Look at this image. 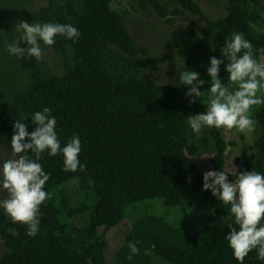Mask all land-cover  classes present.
<instances>
[{
	"label": "trees",
	"instance_id": "trees-1",
	"mask_svg": "<svg viewBox=\"0 0 264 264\" xmlns=\"http://www.w3.org/2000/svg\"><path fill=\"white\" fill-rule=\"evenodd\" d=\"M112 1L50 0L35 14L38 23L71 24L80 36L76 41L57 36L49 47L62 59V74L45 75L44 59H19L28 82L0 110V145L11 152L13 123L20 120L31 132V116L48 107L56 118L62 146L74 133L79 136V160L86 168L65 172L61 155L42 154L39 163L50 175L44 190L51 198L40 206V231L29 237L26 226L12 223L0 210V241L7 249L0 264H108L104 256L108 244L100 229L120 224L127 209L140 201L158 198L165 206H184L193 197L206 201L222 224L187 232L159 217H141L132 224L110 264H150L149 252L168 264H238L225 239L231 221L224 217L230 206L210 190H202L203 175L196 172L192 159L197 146L188 144V117L203 113L206 106L198 100L189 103V86L156 84L140 76L144 64L138 57L146 56L147 49L135 44L123 15L111 8ZM172 1L199 13L193 0ZM226 1L223 18L201 16V33L192 28L171 32L169 42L186 71L200 73L207 70L211 57L223 59L220 50L234 32L242 33L253 45L257 61L264 62V34L257 30L260 0ZM158 11L162 18L178 13ZM18 24L15 17L4 21L11 42L19 39L15 34ZM156 62L149 60L152 67ZM219 76L228 83L223 63ZM254 119L255 151L251 159L243 153L234 160L237 174L251 170L264 174V105ZM204 129L214 142L211 166L221 171L226 149L233 144L222 137V128ZM136 242L139 252L128 259L127 245ZM243 264H264V260L257 259L253 250Z\"/></svg>",
	"mask_w": 264,
	"mask_h": 264
},
{
	"label": "clouds",
	"instance_id": "clouds-1",
	"mask_svg": "<svg viewBox=\"0 0 264 264\" xmlns=\"http://www.w3.org/2000/svg\"><path fill=\"white\" fill-rule=\"evenodd\" d=\"M16 30L22 35L7 45L6 51L18 59L30 57L38 61L44 58L42 45L52 46L57 36L73 41L80 36L71 24L21 21ZM220 51L223 59L211 57L207 68L211 80L206 90V110L188 117V125L197 137L205 127L251 132L255 126L253 109L264 105V62L255 58L253 45L242 33L234 32L225 39ZM222 63L228 74L227 85L219 76ZM179 83L189 86L186 93L192 97L189 103L205 96L206 91L200 90L205 81L199 78L198 72L181 71ZM30 119L34 126L31 132L24 122L13 123L11 156L0 157V209L12 223L26 226V234L34 237L40 231V206L51 198L44 190L50 175L39 163L42 154L61 155L65 172H83L86 165L79 160L81 142L77 134L61 145L57 121L50 108L44 107ZM229 175L236 179L230 181ZM202 190H210L217 200L230 206L224 217L225 221H231L227 224L230 232L225 239L238 264H243L253 250L257 252V259L264 260V174L254 170L237 174L236 169L230 173L207 171L203 174ZM9 231L17 235L14 230ZM138 243L127 245L131 253L128 259L139 252Z\"/></svg>",
	"mask_w": 264,
	"mask_h": 264
},
{
	"label": "rangeland",
	"instance_id": "rangeland-1",
	"mask_svg": "<svg viewBox=\"0 0 264 264\" xmlns=\"http://www.w3.org/2000/svg\"><path fill=\"white\" fill-rule=\"evenodd\" d=\"M50 0H0V110L6 107L13 92L25 87L28 82L27 75L22 71L19 59L9 55L6 46L11 44L9 36L4 30V21L9 17H15L20 23H38L35 14L42 6H46ZM63 1V0H57ZM198 7L199 13L193 14L182 9L172 0H113L111 8L121 13L124 17V24L127 31L135 41L136 45L147 49L146 56H139L138 59L144 64L140 76L151 79L156 84L176 85L179 83L181 71H186L183 60L177 55L175 48L169 42L171 32L176 28H192L201 33L204 21L201 16L210 20L223 18L227 13V1L218 0H193ZM262 7L261 21L257 30L264 34V0H260ZM163 8L169 14L177 11L175 15H168L162 18L158 9ZM263 12V13H262ZM166 19H170L167 22ZM17 28V27H16ZM17 38L22 35L15 29ZM45 75H59L64 71L62 59L56 55L49 47L43 48ZM149 60L157 61L155 66H150ZM199 78L205 83L201 86V91L210 88L211 78L207 75V70L199 73ZM228 84V83H227ZM226 84V85H227ZM207 91L205 96L199 98L206 106ZM259 107L253 109L252 118L254 119ZM255 121V119H254ZM255 129L251 132H240L236 129L226 130L222 128V137L229 145L225 152L224 166L221 171L232 172L237 166L235 159L241 158L246 153L248 159L254 154ZM191 128L188 129V144L197 146V152L193 156L195 170L203 175L207 171H214L210 160L214 153V142L203 128L198 138L191 135ZM11 152L0 145V157L8 158ZM2 163V161H0ZM236 177L233 176V180ZM2 210V209H0ZM154 216L162 218L167 223L178 227L187 232H195L211 224H222L211 212L209 204L198 198L193 197L192 201L184 206H165L158 198L140 201L129 207L125 218L117 226L108 230L100 229L99 233L107 241V249L104 256L108 264L112 263L115 252L122 245L124 238L130 230L132 224L139 218ZM74 225L78 219L72 218ZM7 252L2 241H0V257ZM150 264H168L156 254L149 252Z\"/></svg>",
	"mask_w": 264,
	"mask_h": 264
}]
</instances>
